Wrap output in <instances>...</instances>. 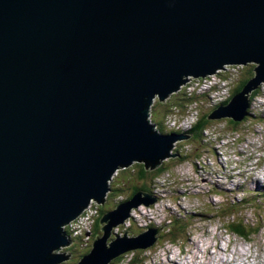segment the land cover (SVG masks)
<instances>
[{
    "label": "water",
    "instance_id": "95a60500",
    "mask_svg": "<svg viewBox=\"0 0 264 264\" xmlns=\"http://www.w3.org/2000/svg\"><path fill=\"white\" fill-rule=\"evenodd\" d=\"M249 62L254 78L206 119L248 115L244 95L264 80V0H0V264L66 260L64 227L104 203L118 169L154 171L190 137L154 131L153 97ZM129 200L102 215L77 264L153 245L155 229L109 241L157 198Z\"/></svg>",
    "mask_w": 264,
    "mask_h": 264
},
{
    "label": "rangeland",
    "instance_id": "374dc122",
    "mask_svg": "<svg viewBox=\"0 0 264 264\" xmlns=\"http://www.w3.org/2000/svg\"><path fill=\"white\" fill-rule=\"evenodd\" d=\"M253 63L224 65L223 71L217 70L202 79L182 77L188 81L166 94L162 101L157 103V95L153 97L147 122L154 125L158 104L165 103L169 112L163 114L162 108L161 116L168 115L165 121L169 127L163 122V132L157 130L156 125L154 131L164 136L185 135L191 122L208 116L220 107L216 105L227 104L240 92L236 91L238 84L248 77L251 65L253 69L256 67ZM254 76L253 71L250 78ZM215 85L217 89L213 88ZM257 86L255 91L259 92L254 97L250 92L244 95L253 100L249 109L251 118L244 119L235 129L226 118L207 119L211 123L202 133V141L189 137L173 144L169 154L176 156L164 158L163 172L153 180V186L150 183L153 191L149 194L157 201L146 207L139 204L132 208L127 212L128 218L113 227L109 239L125 233L134 238L155 229L153 245L143 250H127L110 264H163L168 259H176L178 264L186 261L191 264H264V80ZM187 95L198 98L189 104L185 102ZM178 102L186 105L183 116L174 108ZM139 165L143 166L134 161L118 169L108 182L104 203L90 200L82 214L72 220L75 222L71 221L72 226H65L70 232L67 241L71 250L59 251L69 255L61 264H77L85 249L89 252L100 209L107 213L130 201L135 194L131 195ZM231 223H239L250 233L248 239L231 234L228 227ZM98 224L101 236L100 228L104 225Z\"/></svg>",
    "mask_w": 264,
    "mask_h": 264
},
{
    "label": "trees",
    "instance_id": "16d2710c",
    "mask_svg": "<svg viewBox=\"0 0 264 264\" xmlns=\"http://www.w3.org/2000/svg\"><path fill=\"white\" fill-rule=\"evenodd\" d=\"M251 67H252V69H250V73H249L248 77H246L243 80H240V82L238 84V89L236 90L237 92L240 91V89L246 83V81L248 79H250V77L253 75V65H251ZM216 88H217V85H216ZM258 92H259L258 90L252 91L251 94H250V96L251 97H254V95H256ZM185 97H186V95H185ZM197 98L198 97H193V98L190 97L189 98V95H187V99H185L186 100L185 102H188L190 104V103H193ZM155 100L158 101V98L155 99ZM248 100H249V102H252L253 101V100H250V99H248ZM159 102L160 101H158L157 103H159ZM222 104L225 105V103H222ZM158 105H159L158 106L159 112H156L155 113V115L157 117L155 118V121L153 120V122H154V125H156L158 127L157 130H159L160 132H163V128H161L162 127L161 125L163 124V121L168 117V115L167 116H164V117L161 116V109L164 108V113L163 114H165V113H167L169 111L167 110V104L164 103V104H158ZM174 108L175 109H178L179 111L180 110L183 111L186 108V105H185V103H183L181 105V103L178 102L177 104H174ZM158 114H160L159 117H158ZM206 117H207V115H205L203 117H200L199 119H196L193 123L190 124L191 126H190L189 130L186 132V134L190 136L189 139H199L200 141H202V133L205 131L206 127L209 124V122L206 119ZM251 117L252 116L249 115L247 118H245V121H246V119L248 120ZM228 122L233 126V129H235L239 125V123L233 122L232 120H229ZM233 131H235V130H233ZM139 166H140L139 167V170L135 174V176H136L135 177L136 178V181L135 182H136V185H138L139 187H136V185H134L132 187V193H131V195L134 194V193H136V192H138V191H144V192L151 193L152 186H153V180L154 179H157L159 177V175H161V173L164 170L162 167H159L158 169H155L154 171H149V170H145L142 165H139ZM147 183L149 184V186L147 185ZM150 183L152 184V186H151ZM103 214H104V210L103 209H100L99 210V216H98L97 222H96V224L98 226H99V224H98L99 221L98 220H99V218L102 217ZM97 225L94 228L95 232L93 234V238L98 235V227H97ZM228 227L230 229V233L231 234H234L237 237H240L242 239H245L246 240L251 235L250 233H247L246 230H244L243 228H241V225H239V223L238 224H232L231 223V224H229ZM67 250H71V247L68 248ZM85 250L86 251L83 252L84 255L88 253V249H85ZM72 260L73 259H71V261H70L71 263H72ZM73 263H74V261H73Z\"/></svg>",
    "mask_w": 264,
    "mask_h": 264
},
{
    "label": "bare ground",
    "instance_id": "6f19581e",
    "mask_svg": "<svg viewBox=\"0 0 264 264\" xmlns=\"http://www.w3.org/2000/svg\"><path fill=\"white\" fill-rule=\"evenodd\" d=\"M243 66H245V65H243ZM217 70H219V69H217ZM217 70H216L215 72H213V74L216 73ZM253 71H254V70H253ZM199 80H200V79H199ZM200 81L202 82L203 80H200ZM223 82H224V81H223ZM213 88H216V85H215ZM216 89H217V88H216ZM255 89H256V88H255ZM254 91H255V90H254ZM207 92H208V91H207ZM201 93H202V92H201ZM155 98H157V97H155ZM155 98H154V99H155ZM248 103H249V106H248V109H247V112H248L247 117H248L249 115H251L249 109H250V106H251V103H252V102H249V100H248ZM217 106H220V105H216V107H217ZM216 107H215V108H216ZM220 107H222V106H220ZM247 117H246V118H247ZM226 119H227V120H230V119H228V118H226ZM242 121H244V120H242ZM242 121H241V122H242ZM191 123H192V122H191ZM191 123H190V124H191ZM237 123H240V122H237ZM180 124H181V123H180ZM107 194H108V193H107ZM107 194H106V195H107ZM74 222H75V221H74ZM74 222L72 221V223H74ZM72 223H71V221H70V222L68 223V227H69V225H70V227H71V226H72ZM70 227H69V228H70ZM64 232H65L66 237H67V239H68V236H70V232H67V227H65ZM52 254H53V255H54V254L56 255V252L54 253V250H53V249H52ZM186 262H187V261H186ZM186 262H182L181 264H186ZM189 262H190V261H189ZM189 262H187V264H191V262H190V263H189ZM158 264H159V263H158ZM163 264H178V262L176 261V259H168L167 262H166V263H163Z\"/></svg>",
    "mask_w": 264,
    "mask_h": 264
},
{
    "label": "flooded vegetation",
    "instance_id": "af4514ba",
    "mask_svg": "<svg viewBox=\"0 0 264 264\" xmlns=\"http://www.w3.org/2000/svg\"><path fill=\"white\" fill-rule=\"evenodd\" d=\"M209 123H211V121H208ZM98 231H99V229H98Z\"/></svg>",
    "mask_w": 264,
    "mask_h": 264
},
{
    "label": "built area",
    "instance_id": "2783aa9c",
    "mask_svg": "<svg viewBox=\"0 0 264 264\" xmlns=\"http://www.w3.org/2000/svg\"><path fill=\"white\" fill-rule=\"evenodd\" d=\"M172 124H174V122H172ZM169 126V125H168Z\"/></svg>",
    "mask_w": 264,
    "mask_h": 264
},
{
    "label": "clouds",
    "instance_id": "9594fccd",
    "mask_svg": "<svg viewBox=\"0 0 264 264\" xmlns=\"http://www.w3.org/2000/svg\"><path fill=\"white\" fill-rule=\"evenodd\" d=\"M67 250V249H66Z\"/></svg>",
    "mask_w": 264,
    "mask_h": 264
}]
</instances>
